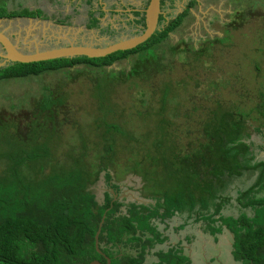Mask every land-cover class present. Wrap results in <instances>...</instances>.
Returning <instances> with one entry per match:
<instances>
[{
  "label": "trees",
  "instance_id": "trees-1",
  "mask_svg": "<svg viewBox=\"0 0 264 264\" xmlns=\"http://www.w3.org/2000/svg\"><path fill=\"white\" fill-rule=\"evenodd\" d=\"M149 1L144 0L141 10L133 13L136 34L146 27ZM0 3V19L34 18L43 13L9 10ZM196 3L190 0L187 9L166 25H161L160 16L155 34L133 50L103 58L0 67V83L76 66L102 70L106 76L122 75L123 82L150 83L147 99L141 102L144 110H136L133 116L140 121L138 131L107 120L102 133L87 141L89 145L75 143L71 151L57 147L44 131V121L60 115L65 92L44 86L30 113L33 116L20 123L5 120L0 112V264H107V259L110 264H145L147 257L157 259L153 264H193L180 243L158 248L168 241L160 226L167 230L175 217L184 220L178 229L189 221L202 222V230L216 236L226 228L233 235L235 262L264 264V160L257 159L262 146L252 141V131L264 136V87L253 106L219 97L216 89L228 84L227 80H208L209 88L199 98L190 94L182 100L178 93V99L171 95L180 83L169 77L174 59L185 56L197 69L201 57L210 55L213 42L224 44V38H217L198 50L179 45L162 48ZM104 13L99 10L100 17ZM98 25V17L90 12L88 27ZM131 55L137 57L129 72L106 70ZM171 98L174 102L169 105ZM147 116H154L159 132L144 130ZM253 122L259 125L253 127ZM124 174L141 177V196L152 203L114 200V194L121 195L115 179ZM101 178L113 191H103L102 199L94 189ZM245 178L253 182L244 188ZM231 209L238 216L225 214ZM104 216L99 252L95 236Z\"/></svg>",
  "mask_w": 264,
  "mask_h": 264
},
{
  "label": "rangeland",
  "instance_id": "rangeland-1",
  "mask_svg": "<svg viewBox=\"0 0 264 264\" xmlns=\"http://www.w3.org/2000/svg\"><path fill=\"white\" fill-rule=\"evenodd\" d=\"M1 1L9 10L28 8L43 12L41 17L0 19V31L6 33L24 53H35L37 50L45 51L71 43L105 47L130 38L137 33L133 23L135 16L130 8L138 10L144 0H102L101 5L107 15L97 27L90 29L88 27L90 12L98 15V5L97 7L89 5V0ZM189 2L190 0L173 2L172 6H169L171 10L167 8L168 20L185 11ZM111 7L117 11L110 12ZM217 38H224V44L213 42L210 55L201 57L202 62L197 69L195 63L185 56L180 57V60L174 59L169 77L180 83L177 92L172 88V97L178 99L179 96L183 100V97L192 94L199 98L209 88L208 80L218 82L227 80L228 84H220L216 89L217 95L225 101L238 100L253 106L254 102L258 101V91L264 87V0H197L182 24L170 33L162 48L166 50L169 45H179L182 48L190 47L189 50H198L204 42ZM190 53L192 54V52L185 54L192 56ZM166 56L165 60L170 63V55ZM136 57L131 55L106 70L116 73L129 72ZM3 63L4 60L0 58V66ZM256 66L259 67V71ZM123 81L122 75L106 76L102 70L84 66L48 72L40 77L3 81L0 83V112L4 113L5 120L20 123L21 120L33 116L30 113L34 107L36 108L44 86L52 85L53 91L60 94L65 92L63 97L66 101L64 107L60 109V115L47 118L44 121V131L45 136L51 137L57 147L71 151L72 147L77 146L75 143L81 147L86 145L91 137L101 134L107 120L109 123H118L127 130L138 131L140 121L139 123L134 121L133 116H136V110H144L141 102L147 99L146 90L149 89L150 83L146 85L134 79ZM197 81L201 83L199 87L196 85ZM171 99L168 100L169 105L174 102ZM153 117L147 116L146 122L144 121L146 124L144 130L148 129L147 132L160 131ZM252 125L255 127L259 123L253 122ZM263 137L252 131L255 146H262L261 150H257L258 160H264ZM115 182L121 189V195H117L119 200L146 205L152 203L141 196L143 186L141 177L124 174L119 180L115 179ZM252 182L253 179L245 178L242 184L245 188ZM94 189L100 199L103 191H112L103 178ZM225 214L236 217L238 211L231 209ZM182 223L183 218L175 217L168 222L167 230L164 229V225L160 226V230L168 235L170 240L158 247L159 249H168L169 246L176 245L180 239L183 246L188 249L194 246L195 250L201 249V246L206 249L204 255L208 258L198 260L200 264H240L235 262L230 254L233 238L231 233L225 231L226 229H223V235H219L222 249L218 254L217 250L220 247L217 243L215 245L212 243L211 233L209 232L210 236L209 233L203 234L200 230L202 222L189 221L187 226L175 230ZM185 235L191 236L192 240L189 243L184 238ZM156 260L155 257H147L145 264ZM191 261L195 264L193 260Z\"/></svg>",
  "mask_w": 264,
  "mask_h": 264
},
{
  "label": "water",
  "instance_id": "water-1",
  "mask_svg": "<svg viewBox=\"0 0 264 264\" xmlns=\"http://www.w3.org/2000/svg\"><path fill=\"white\" fill-rule=\"evenodd\" d=\"M161 13V0H150L146 9V27L144 31L130 38L123 39L105 47L71 44L69 46L47 49L45 51L37 50L35 53H24L18 48L16 43L10 39V37H8L4 32L0 31V45L4 50V52L0 54V58L4 60L3 65L0 67L6 66L9 63L30 64L65 58H103L116 52L133 50L147 42L155 34V32L158 30L159 17ZM117 199L118 196L114 194V200ZM104 218L105 216L103 217L99 226V230L95 236V244L99 252V235ZM90 264L102 263L99 261H94ZM107 264H110L109 259H107Z\"/></svg>",
  "mask_w": 264,
  "mask_h": 264
},
{
  "label": "crops",
  "instance_id": "crops-1",
  "mask_svg": "<svg viewBox=\"0 0 264 264\" xmlns=\"http://www.w3.org/2000/svg\"><path fill=\"white\" fill-rule=\"evenodd\" d=\"M72 44V43H71ZM70 44V45H71ZM73 45V44H72ZM64 46H69V45H64ZM263 139H264V137H263ZM264 142V141H263ZM180 218H182V217H180ZM184 224V220H183V223L182 224H180L179 226H181V225H183ZM187 225H188V223H187ZM186 225V226H187ZM189 225H190V223H189ZM178 226V227H179ZM180 229V228H179ZM224 229H226V228H224ZM175 230H178V228H175ZM200 230L202 231V233L203 234H207V233H205L201 228H200ZM226 232H229L227 229L225 230ZM225 233V232H224ZM230 233V232H229ZM166 235V234H165ZM210 235V234H209ZM219 235L221 236V235H223V233L222 234H218V235H216L215 236V238H213V236H211V239H212V243H214V245H215V243H217L218 245H219V247L220 248H218V254H220L221 253V251H220V249H222L221 248V245H220V243H219V241H220V238H219ZM166 236H168V235H166ZM184 238L186 239V241H187V243H189L191 240H192V238H191V236L190 235H185L184 236ZM232 238H233V235H232ZM169 240H170V238H169V236H168V241L167 242H169ZM166 242V243H167ZM165 243V244H166ZM178 243H180L181 244V247L183 248V251H184V254L187 256V257H189L190 258V260H193V262L195 263V264H200L199 262H198V260H201V258L202 259H206V258H208V256H206V255H204L205 254V252L204 251H206V249H204V247L203 246H201L202 248L201 249H197V250H195V246L193 247V248H190V249H188L186 246H183V242H181L180 241V239H178V242H177V244ZM176 244V245H177ZM187 245V244H186ZM232 245H233V243H232ZM172 246H175V245H171V246H169V247H172ZM168 247V248H169ZM193 249L196 251H193ZM203 251V252H202ZM188 252V253H187ZM194 252V253H193ZM230 254H231V256H232V251L230 252ZM196 256V257H193V256ZM215 257V256H214ZM196 258V259H195ZM233 258V257H232ZM211 260H212V258H210ZM195 260H197V261H195ZM214 260V259H213ZM212 260V261H213ZM234 260V259H233ZM215 261V260H214ZM155 262V261H154ZM153 261L151 262V263H149V264H153L154 263Z\"/></svg>",
  "mask_w": 264,
  "mask_h": 264
},
{
  "label": "flooded vegetation",
  "instance_id": "flooded-vegetation-1",
  "mask_svg": "<svg viewBox=\"0 0 264 264\" xmlns=\"http://www.w3.org/2000/svg\"><path fill=\"white\" fill-rule=\"evenodd\" d=\"M174 2H176V0H173ZM180 1H183V0H180ZM197 1V0H196ZM144 2V1H143ZM143 2H142V4H141V6L143 5ZM101 3H103L102 2V0H91V6H93V7H97V5H98V15H95L96 17H98V19H99V24L101 23V20H102V18L104 17V16H106L107 15V13H104L103 14V16L102 17H100V15H99V10L101 9L102 11H104V12H106L104 9H103V5H101ZM170 4V5H169ZM113 5H114V3H113ZM189 5V4H188ZM169 6H172L171 5V2L169 1V0H162V2H161V15L160 16H163V24H161V25H166L167 23H168V18H167V13L169 12L168 10H167V8H169ZM125 7V6H124ZM112 8V7H111ZM109 8V10H110V12H112L113 10H115L114 8ZM131 9V12L132 13H134V11H140L141 9L139 8L138 10H135L133 7L132 8H130ZM170 10H171V8H169ZM124 11H126V9H123ZM115 11H117V10H115ZM111 14H113V13H111ZM24 18V17H23ZM136 18V17H135ZM133 19L134 21L136 20V19ZM160 18V17H159ZM134 23V22H133ZM134 25H135V23H134ZM90 29V28H89ZM6 34V33H5ZM7 35V34H6ZM15 43V42H14ZM0 48H1V51L2 52H4V50H3V48H2V46L0 45ZM10 64V63H9ZM8 65V64H7Z\"/></svg>",
  "mask_w": 264,
  "mask_h": 264
}]
</instances>
